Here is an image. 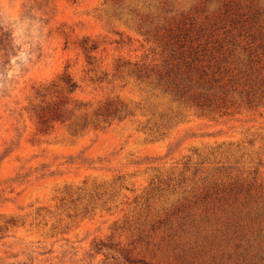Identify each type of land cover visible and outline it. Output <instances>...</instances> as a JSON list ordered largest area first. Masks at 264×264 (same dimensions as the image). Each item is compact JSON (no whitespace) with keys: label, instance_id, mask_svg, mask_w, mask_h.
<instances>
[{"label":"rangeland","instance_id":"1","mask_svg":"<svg viewBox=\"0 0 264 264\" xmlns=\"http://www.w3.org/2000/svg\"><path fill=\"white\" fill-rule=\"evenodd\" d=\"M0 30L18 45L0 65V264H130L121 247L264 264V0H0ZM169 54L218 55L212 108L138 76ZM66 70L77 90L47 100L71 118L46 129L36 92ZM109 100L132 114L98 121Z\"/></svg>","mask_w":264,"mask_h":264},{"label":"trees","instance_id":"2","mask_svg":"<svg viewBox=\"0 0 264 264\" xmlns=\"http://www.w3.org/2000/svg\"><path fill=\"white\" fill-rule=\"evenodd\" d=\"M91 48L96 47L91 46ZM17 49L18 45L15 44L8 31L0 30V52L2 51L0 65L2 67L10 62V59L7 58L15 55ZM88 58L92 57L88 56ZM218 64L219 57L217 54H169V58L163 67L136 65L135 71L139 77L150 78L154 76L157 85L161 86L165 92L172 94L175 100L204 109L212 108L216 103V96L212 91L221 85L219 84L221 71ZM262 85H264V80ZM77 88L76 80L67 70L59 76L58 81L38 88L36 95L41 99V103L37 105L35 114L43 127L48 129L51 122H64L70 119L72 114V111L66 107L68 102L65 95H59L58 99H47L52 98L57 92L73 94ZM263 97L264 90L260 98ZM95 113L98 121L103 120L108 123H112L116 119L123 120L132 114L122 103L113 100L105 102ZM87 125L88 122H84L82 127ZM112 247L111 242L98 241L94 244V250L97 254ZM117 251L130 264H137L142 261L135 257L129 249L121 247L117 248Z\"/></svg>","mask_w":264,"mask_h":264}]
</instances>
